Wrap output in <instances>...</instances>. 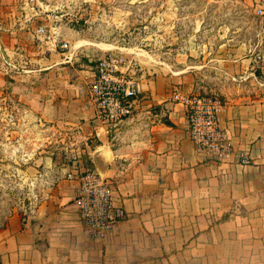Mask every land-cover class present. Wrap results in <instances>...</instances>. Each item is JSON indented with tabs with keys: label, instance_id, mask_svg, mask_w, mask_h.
<instances>
[{
	"label": "crops",
	"instance_id": "obj_1",
	"mask_svg": "<svg viewBox=\"0 0 264 264\" xmlns=\"http://www.w3.org/2000/svg\"><path fill=\"white\" fill-rule=\"evenodd\" d=\"M43 3L0 0V39L22 59L6 87L37 118L76 129L71 145L82 142L86 168L97 170L93 154L104 153L103 176L126 217L91 237L77 219V182L66 177L74 167H53L49 158L50 192L34 213L11 216L0 227V264H264V51L250 52L242 43L217 57L230 80L214 91L229 147L199 152L185 107L172 98L178 88L191 93L190 74L125 61L121 69L135 65V109L105 123L88 95L91 58L74 65L72 53L57 50L60 26L40 21L50 14Z\"/></svg>",
	"mask_w": 264,
	"mask_h": 264
},
{
	"label": "rangeland",
	"instance_id": "obj_2",
	"mask_svg": "<svg viewBox=\"0 0 264 264\" xmlns=\"http://www.w3.org/2000/svg\"><path fill=\"white\" fill-rule=\"evenodd\" d=\"M43 1L50 14L40 21L60 26L57 43H68L63 50L76 58L74 65L91 58L96 66L97 54L107 52L123 62L169 67L181 76L184 70L193 84L185 94L220 98L214 91L230 80L217 57L242 43L250 52L264 51V18L254 14L253 0ZM8 46L0 39V227L11 216L34 213L50 192L54 172L46 169V160L51 158L53 167H74L69 173L85 171L88 161L82 142L71 145L72 125L37 118L6 87L22 65Z\"/></svg>",
	"mask_w": 264,
	"mask_h": 264
},
{
	"label": "built area",
	"instance_id": "obj_3",
	"mask_svg": "<svg viewBox=\"0 0 264 264\" xmlns=\"http://www.w3.org/2000/svg\"><path fill=\"white\" fill-rule=\"evenodd\" d=\"M24 3L34 6L40 4V0H24ZM253 12L264 18V0H253ZM52 29L55 30L54 25ZM38 31L43 32L44 27L40 26ZM60 48H68V43L62 42ZM122 62V58L111 53L99 58L88 86L97 116L105 123L132 116L139 95L135 73L131 72L135 65L129 62L121 69L125 61ZM172 98L185 107L190 136L197 151L218 153L228 149L219 127L218 113L223 105L219 97L174 92ZM66 177L77 182L74 190L77 219L91 237L104 236L126 217L124 207L116 202L112 182L97 170L68 173Z\"/></svg>",
	"mask_w": 264,
	"mask_h": 264
},
{
	"label": "water",
	"instance_id": "obj_4",
	"mask_svg": "<svg viewBox=\"0 0 264 264\" xmlns=\"http://www.w3.org/2000/svg\"><path fill=\"white\" fill-rule=\"evenodd\" d=\"M93 159L96 164V168L101 175H105L107 167H108V160L104 153L101 150L95 151L93 154Z\"/></svg>",
	"mask_w": 264,
	"mask_h": 264
},
{
	"label": "trees",
	"instance_id": "obj_5",
	"mask_svg": "<svg viewBox=\"0 0 264 264\" xmlns=\"http://www.w3.org/2000/svg\"><path fill=\"white\" fill-rule=\"evenodd\" d=\"M89 164H91V163H89ZM86 170H91V168H86Z\"/></svg>",
	"mask_w": 264,
	"mask_h": 264
}]
</instances>
